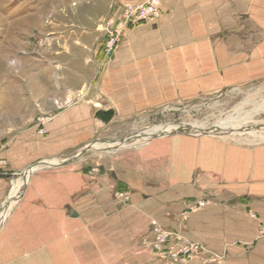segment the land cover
<instances>
[{
	"label": "crops",
	"instance_id": "1",
	"mask_svg": "<svg viewBox=\"0 0 264 264\" xmlns=\"http://www.w3.org/2000/svg\"><path fill=\"white\" fill-rule=\"evenodd\" d=\"M256 2L162 0L160 16L128 29L102 78L92 85L109 100L104 110H113V118L119 113L130 117L264 77V7ZM244 14V25L253 28L242 30ZM93 55L98 63V51ZM79 83V88L88 86L83 78ZM96 103L85 99L54 113L45 134H22L0 148V158L9 169L23 170L38 160L59 158L70 145L88 142L103 131L97 118L102 108H94ZM211 136L176 132L144 147L118 148L68 167L35 171L15 210L11 237L0 246V264H112L108 247L78 258L76 225L59 230L49 222L65 215L66 203L80 209L86 199L90 212L97 213L100 205L105 216L109 208L120 220L126 244L149 238L156 220L224 252L225 264H264V240L254 241L258 221L249 216L254 210L264 222V144ZM86 165L99 170L86 175ZM120 186L131 193L125 205L114 201ZM7 189L8 182L0 177V205ZM206 194L212 203L183 222L182 201ZM61 233H69L70 239L57 240ZM95 256L98 260L91 262ZM123 264H131L130 258Z\"/></svg>",
	"mask_w": 264,
	"mask_h": 264
},
{
	"label": "rangeland",
	"instance_id": "2",
	"mask_svg": "<svg viewBox=\"0 0 264 264\" xmlns=\"http://www.w3.org/2000/svg\"><path fill=\"white\" fill-rule=\"evenodd\" d=\"M131 1L137 0H0V148H7L9 143L18 141L22 134L37 130L39 117L47 116L51 120L54 113L73 103L87 99L100 103L94 105L96 109L109 107V100L99 95L102 94L100 90L92 87L102 78L105 65L111 59L104 58L101 47L104 34L100 26L122 3ZM256 6L263 8L264 0H257ZM245 17L246 14L242 15V30L253 28V25H244ZM254 43L258 44L259 40ZM97 51L98 63L93 57ZM82 78L88 81L85 88L78 87ZM74 84L77 85L73 87ZM56 99L60 102H55ZM52 102L53 105H58H55V110L52 109ZM250 114H253L252 122H246ZM125 116L119 113L109 123L101 124L98 121L103 128L99 130L103 131H99L88 142L70 145L59 158L41 159L33 165L59 161L79 152L71 160L60 161L59 165L49 164V168L68 167L83 158L92 156L94 159L95 155L118 149L115 142L124 138H129L126 148L137 147V138L146 129L167 126L184 128L177 132L188 134L191 132L187 127L197 130L203 127L198 134L211 135L208 130L218 124L221 127L230 125L235 127L237 136H229L228 140L232 139L230 141L245 145H262L264 77L219 92L164 104L150 112ZM171 134L174 132L165 136ZM154 137L157 136L152 135L150 139ZM98 143L110 144L99 147L96 146ZM91 144L93 146L86 148ZM82 148L86 149L81 150ZM0 160L6 161L0 164V177L8 182V189L1 200V213L5 202L12 196L13 183L24 177V170L33 165L23 170H11L5 158ZM98 170L99 168L92 165H86L82 171L89 175ZM122 190L129 192L127 187L120 186L114 193V201L125 205L130 201L131 193L129 192L130 198L124 200L117 195ZM211 200L213 201V198ZM80 203L82 207L74 209L75 206L68 202L63 217L58 220L54 216L49 218L51 226L55 229L61 230L63 226L70 228L76 225L74 233L78 235V249L81 251L77 254L78 258L84 257L82 253L93 254L99 247H108L114 254L112 264H123L125 261L127 263L129 258L131 264L158 262L147 250L144 244L146 238L143 236L126 244V235L125 232L122 233L120 220L113 216L109 208L105 210V216L104 211L99 210L100 205L95 213L90 212L88 199L81 200ZM249 216L258 221L254 241L264 240V232H261L264 222L254 210L249 211ZM69 236V233H61L57 240L66 241L70 239ZM119 253L122 255L115 257V254ZM98 258L99 256L93 257L91 262H96Z\"/></svg>",
	"mask_w": 264,
	"mask_h": 264
},
{
	"label": "built area",
	"instance_id": "3",
	"mask_svg": "<svg viewBox=\"0 0 264 264\" xmlns=\"http://www.w3.org/2000/svg\"><path fill=\"white\" fill-rule=\"evenodd\" d=\"M162 0H143L122 3L112 16H108L101 24L104 38L101 45L105 60L110 59L118 48L122 38L129 28L142 23L156 20L161 14ZM50 117H39L37 132L45 134V124ZM0 160V164L5 163ZM118 197L124 200L130 198L126 190L118 192ZM212 200L207 195L182 201L180 219L187 220L194 212L200 211ZM150 238L144 244L160 264H192L197 261L201 264H223L226 260L224 252L210 248L208 245L187 236L181 229H168L157 221L151 222ZM264 232V227L261 228Z\"/></svg>",
	"mask_w": 264,
	"mask_h": 264
},
{
	"label": "bare ground",
	"instance_id": "4",
	"mask_svg": "<svg viewBox=\"0 0 264 264\" xmlns=\"http://www.w3.org/2000/svg\"><path fill=\"white\" fill-rule=\"evenodd\" d=\"M70 84L72 85V82H70ZM95 105L97 106V105H99V103H96ZM101 110H104V109H101ZM257 112H259V110ZM252 116H253V114H250L248 116V118L246 119V122H249V121L252 122V118H253ZM112 118L108 122H105L104 120H101L100 118H98V120H101L103 123H109L112 120ZM187 128L190 129L189 131L191 133L197 135L198 132L200 130H202L200 128H203V127H200L198 130H197V128H194V127H187ZM180 129H184V128H179L177 126H171V127L167 126V127H158V128H154V129H146L142 134H139L136 144L139 145L138 147H141L142 145H144V146L145 145H149L151 140H154L157 137H163V136H165L166 134H169V133H173V132L176 133L177 131H180ZM234 129H235L234 126L226 125V127H221L218 124L217 127L211 128L208 131H211L210 132L211 135L219 136L222 139L228 140L227 137H229V136H237L235 134L236 132L234 131ZM152 135L157 136V137H154V138L150 139ZM238 135H240V134H238ZM128 140H129V138H124V139L116 141L115 143H117V147L118 148H121V147H123V148L125 147L126 148V146H128ZM230 140H232V139H230ZM263 141H264V139H263ZM253 142H254V140H253ZM109 144L98 143L96 146L104 147L105 145H109ZM91 146H93V145L92 144L91 145H87L86 148L87 147L90 148ZM86 148H82L81 150H85ZM78 154H79V152L76 153L75 155H72L71 157H66V158L60 159L59 161L55 160V161H51V162L50 161L49 162H41L39 164L33 165V166H31V167H29V168L24 170V172L22 173L24 175V177H21L20 179H17L13 183L12 196L7 200V202H5L4 210L0 213V246L3 243H5L11 237L10 231L12 229V225L15 224V221L17 219V216L15 215L16 211L14 209L15 208L17 209L21 205L22 200L26 196L27 190H28V188L30 186V183L32 181V176H33L32 174L35 171L39 170L40 168L49 167L50 163L53 164V165H59L61 162H65V160H67V161L71 160L72 158H74ZM31 185H33V184H31Z\"/></svg>",
	"mask_w": 264,
	"mask_h": 264
},
{
	"label": "water",
	"instance_id": "5",
	"mask_svg": "<svg viewBox=\"0 0 264 264\" xmlns=\"http://www.w3.org/2000/svg\"><path fill=\"white\" fill-rule=\"evenodd\" d=\"M97 117L108 122L113 117V110H99L97 112Z\"/></svg>",
	"mask_w": 264,
	"mask_h": 264
}]
</instances>
